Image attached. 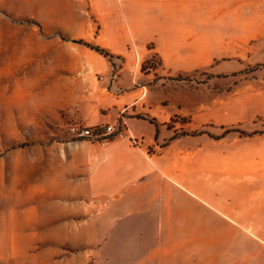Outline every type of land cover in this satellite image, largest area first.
Here are the masks:
<instances>
[{
  "label": "crops",
  "instance_id": "crops-1",
  "mask_svg": "<svg viewBox=\"0 0 264 264\" xmlns=\"http://www.w3.org/2000/svg\"><path fill=\"white\" fill-rule=\"evenodd\" d=\"M15 1L46 16L42 31L72 39L48 41L72 73L59 102L76 123L48 144V184L35 186L31 215H7L3 241L33 231L95 264H264V130L246 128L249 97L178 77L211 67L239 37L264 49V0H5ZM220 19L232 28L218 30ZM153 55L159 67L146 65ZM120 120L126 136L106 147L75 132Z\"/></svg>",
  "mask_w": 264,
  "mask_h": 264
},
{
  "label": "rangeland",
  "instance_id": "rangeland-1",
  "mask_svg": "<svg viewBox=\"0 0 264 264\" xmlns=\"http://www.w3.org/2000/svg\"><path fill=\"white\" fill-rule=\"evenodd\" d=\"M86 6L96 26L90 4ZM32 9L16 1H0V264H95L79 246L32 241L33 231L18 243L4 242L1 236L2 226L12 221L7 216L10 212L20 207L31 215L29 210L37 204L35 186L48 184L42 177L49 161L48 144L66 141L71 124L76 123L59 102L68 85L66 75L72 73L64 58L51 59L52 42L48 41L54 36L57 44L72 39L59 29L42 31L48 19L30 16ZM220 20L218 30L232 28ZM240 39L234 42V49L218 52L211 67L182 72L178 77L183 86L199 88L209 82L217 97L248 95L255 116L246 128L264 130V49L260 40L244 43ZM1 57L6 60L3 64ZM161 63L153 55L146 65L156 68Z\"/></svg>",
  "mask_w": 264,
  "mask_h": 264
},
{
  "label": "built area",
  "instance_id": "built-area-1",
  "mask_svg": "<svg viewBox=\"0 0 264 264\" xmlns=\"http://www.w3.org/2000/svg\"><path fill=\"white\" fill-rule=\"evenodd\" d=\"M128 128L124 120L115 123H109L102 126L79 125L75 128L77 137L93 143H98L102 147L118 137H125ZM132 145L135 148L142 149V143L137 138L131 137Z\"/></svg>",
  "mask_w": 264,
  "mask_h": 264
},
{
  "label": "trees",
  "instance_id": "trees-1",
  "mask_svg": "<svg viewBox=\"0 0 264 264\" xmlns=\"http://www.w3.org/2000/svg\"><path fill=\"white\" fill-rule=\"evenodd\" d=\"M84 44H86V45H88V46H90L91 47V45L89 44V43H87V42H84ZM93 47V46H92ZM95 49H97L98 51H100V52H102V53H105L106 54V52H105V50L103 49V48H100V47H94Z\"/></svg>",
  "mask_w": 264,
  "mask_h": 264
}]
</instances>
